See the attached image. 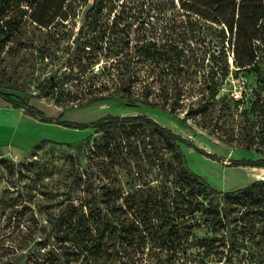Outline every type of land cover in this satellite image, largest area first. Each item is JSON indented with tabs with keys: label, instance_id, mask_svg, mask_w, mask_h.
Returning <instances> with one entry per match:
<instances>
[{
	"label": "rangeland",
	"instance_id": "1",
	"mask_svg": "<svg viewBox=\"0 0 264 264\" xmlns=\"http://www.w3.org/2000/svg\"><path fill=\"white\" fill-rule=\"evenodd\" d=\"M151 1L162 0H77L73 4L75 14L67 21L41 29L27 20L19 41L0 51V86L5 95L0 96V264H38L32 256L35 242L70 202V215L86 216L97 207L94 196L103 209L108 198L115 207L134 208L140 200L149 201L150 195L155 197L153 207L158 211L163 194L166 197L170 193L164 212L180 208L181 199L173 187L179 155L185 158L190 173L221 193L216 201L222 206L225 193L264 180V169L230 165L242 159L264 158V115L260 112L264 110V91L253 74L236 72L229 35L221 33L222 26L188 34L185 29L193 18L168 10L167 0L160 4L170 23L161 41H167L166 49L174 52L177 46L184 71L192 73L180 85L174 107L172 98L163 103L160 89L164 84L154 77L145 79L148 90L136 82L127 93H121L117 78H107L108 71L103 73L117 61L113 52L93 60L82 46L87 30L76 42L86 16L110 24L119 15L123 17L122 11L133 3L142 9ZM174 3L178 9L177 1ZM153 22V18L146 21ZM211 34L218 36L217 48L209 44ZM254 49L257 59L264 45L256 43ZM213 51H223L228 57L229 72L224 78L216 76L215 67L209 63ZM89 61H94L89 67L94 80L89 79L90 74L81 76ZM260 70L264 77V64ZM47 79L55 81L58 89L38 98L39 85ZM168 87L172 94V86ZM146 93L149 102L159 108L152 110L141 104ZM99 94L113 100L85 104ZM198 104H205L207 109L193 115L191 111ZM29 109L33 115L27 113ZM107 116L148 117L183 142L168 147L158 133L153 134V141L151 132L142 125L95 132L91 124ZM69 124L75 127L66 126ZM161 158L166 173H161ZM233 207L232 215L243 218L240 223H264L252 214L241 215L243 208ZM169 219L176 227L184 223L174 212ZM178 230L181 235L186 233L187 241L181 249L176 240L175 252L122 242L116 250L109 247V255L101 259L67 255L65 264H195V242L213 235L205 228Z\"/></svg>",
	"mask_w": 264,
	"mask_h": 264
},
{
	"label": "trees",
	"instance_id": "2",
	"mask_svg": "<svg viewBox=\"0 0 264 264\" xmlns=\"http://www.w3.org/2000/svg\"><path fill=\"white\" fill-rule=\"evenodd\" d=\"M76 1L0 0V51L14 41H19L21 30L27 20L41 29L67 21L75 14L73 4ZM174 1L167 0L168 3L165 5L168 10L175 11L178 16L184 13L193 18L185 29L188 34L210 30L214 25L222 26L221 33L229 35L228 44L236 72L244 70L247 75L253 74L259 87L264 91V77L260 70V66L264 64V51L256 59L254 49L256 43L264 45V0H176L178 9ZM163 2L164 0L151 1L142 9L133 3V6H128L122 11L123 17L119 15L110 24L86 16L84 24L78 28L75 40L80 42L84 31L87 30L85 34L87 37L82 46L84 50L87 49L93 60L100 54L106 56L113 52L117 61L103 73L108 71L107 78L112 76L117 78L121 93H127L136 82L144 84L143 89L148 90L149 84H145V79L154 77L164 84L160 89L163 96L161 100L165 104L172 98L171 106L174 107L181 92L180 85L186 78H191L192 73L184 71L181 51L177 46L174 52L166 49L167 41L164 43L161 41L160 37L170 24L164 15L166 11L160 7ZM149 18L155 19V22L146 23ZM119 37L122 39L117 44ZM209 44L217 48L218 36L211 34ZM171 46L174 45H169ZM77 49L78 46L75 50ZM208 60L215 67L216 76L224 78L228 74V57L223 51L217 54L213 51ZM93 62L89 61L81 76L90 74V80L96 79L89 68ZM157 69L158 73L155 71ZM142 71L146 72L145 75H141ZM168 85L172 86V94L168 90ZM57 89V83L47 79L39 85V93L36 96L45 98L50 91ZM0 96L5 97L1 92V86ZM144 98L142 105L152 110L159 108L158 104L149 102L148 93ZM110 100H113L111 96L99 94L85 104ZM12 105L18 106L17 102H13ZM206 109L205 104H198L191 112L198 115L204 113ZM260 112L264 115V110L260 109ZM27 113L33 115L30 109ZM121 125H142L151 132L153 141V134L158 133L168 147H177V144L183 142L178 135L145 116H107L91 124V127L95 132L106 133ZM66 126L75 127L74 124ZM159 162L161 173H166L167 168L162 164L163 159L161 158ZM230 165L264 169V158L242 159L230 162ZM175 179L177 183L173 187L181 199L178 204L180 208L167 211L168 214L164 212L165 198L170 193L166 197L163 194V202L158 211L153 207L155 197L150 195L147 196L149 201L140 200L134 208L132 205L127 208L115 207L110 205L108 198L103 203V209H99L98 197L94 196L93 205L97 207L95 210L90 209L86 216L83 213L76 216L70 215L69 211L61 212L49 228H44L43 237L35 242L36 248L32 251V256L38 264H65L67 255L101 259L109 255V247L116 250L117 245L122 242L135 243L143 248L148 246L149 249L175 252L176 240L181 249L187 241L186 233L179 234L178 229L183 227L195 230L205 228L213 235L209 238H198L195 242V264H264V223H240L243 218L238 219L232 215V211L235 210L233 206H236L243 208L241 215L252 214L255 218L258 217L259 221L264 220V180L254 182L247 189L225 193L222 206L216 201L221 193L211 189L202 179L190 173L183 155L178 157ZM171 184L169 183L168 189L171 188ZM172 212L184 223H177V227L175 223H169ZM122 215L126 216L121 217ZM89 218L91 223H88ZM154 220L159 223H154ZM191 220L195 222L193 225L187 223ZM216 255H219L217 259L213 257Z\"/></svg>",
	"mask_w": 264,
	"mask_h": 264
},
{
	"label": "water",
	"instance_id": "3",
	"mask_svg": "<svg viewBox=\"0 0 264 264\" xmlns=\"http://www.w3.org/2000/svg\"><path fill=\"white\" fill-rule=\"evenodd\" d=\"M72 204H73V203H71V202L68 203L67 206H66V208L64 209L63 212L66 213V212L69 210V208L72 206Z\"/></svg>",
	"mask_w": 264,
	"mask_h": 264
},
{
	"label": "built area",
	"instance_id": "4",
	"mask_svg": "<svg viewBox=\"0 0 264 264\" xmlns=\"http://www.w3.org/2000/svg\"><path fill=\"white\" fill-rule=\"evenodd\" d=\"M239 97H241L240 95H238Z\"/></svg>",
	"mask_w": 264,
	"mask_h": 264
}]
</instances>
